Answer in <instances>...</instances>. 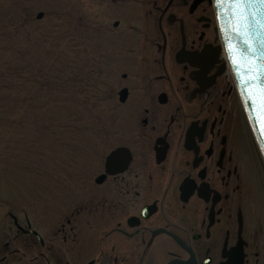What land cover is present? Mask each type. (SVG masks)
<instances>
[{
    "label": "flooded vegetation",
    "instance_id": "obj_1",
    "mask_svg": "<svg viewBox=\"0 0 264 264\" xmlns=\"http://www.w3.org/2000/svg\"><path fill=\"white\" fill-rule=\"evenodd\" d=\"M95 1L106 69L126 70L106 92L122 125L106 128L101 174L38 219L9 214L17 238L0 243V264H264L252 212L264 167L214 0Z\"/></svg>",
    "mask_w": 264,
    "mask_h": 264
},
{
    "label": "rangeland",
    "instance_id": "obj_2",
    "mask_svg": "<svg viewBox=\"0 0 264 264\" xmlns=\"http://www.w3.org/2000/svg\"><path fill=\"white\" fill-rule=\"evenodd\" d=\"M124 72L106 69V6L0 0V243L17 234L10 213L23 223L25 215L38 219L82 175L103 172L106 128L122 125L106 113V92L117 90ZM263 202L256 196L252 210L259 243Z\"/></svg>",
    "mask_w": 264,
    "mask_h": 264
},
{
    "label": "snow or ice",
    "instance_id": "obj_3",
    "mask_svg": "<svg viewBox=\"0 0 264 264\" xmlns=\"http://www.w3.org/2000/svg\"><path fill=\"white\" fill-rule=\"evenodd\" d=\"M227 20L228 56L264 134V0H216Z\"/></svg>",
    "mask_w": 264,
    "mask_h": 264
},
{
    "label": "water",
    "instance_id": "obj_4",
    "mask_svg": "<svg viewBox=\"0 0 264 264\" xmlns=\"http://www.w3.org/2000/svg\"><path fill=\"white\" fill-rule=\"evenodd\" d=\"M214 4H215L216 11H217L218 20H219L220 33H221L222 42H223V49L225 50V55L227 57V61H228L229 67H230V69L232 71V74H233V77L235 79V82H236V85H237V88H238V91H239V94H240V97H241V101H242L243 106H244V109L246 111V115H247L248 121L250 123L251 129L253 131V134L255 136V139L257 141V144H258V146H259V148L261 150V153L263 155V158H264V134L261 133V130L259 128V125H258V123L255 120L256 110L253 107L252 103L248 100V97L245 94L244 88L241 87L239 77L236 75V72L233 69L232 62H231V60L229 59V56H228L227 47H228V41L230 40V33L227 32V28H226L227 20L226 19L225 20H221L220 19V12H221V10L218 9L216 0H214ZM42 18H43V15L40 14L38 16V19H42ZM119 153L120 152H117V153L113 154L109 158L108 165L110 163H112V160ZM102 180L103 179L98 180V183L101 184L102 183Z\"/></svg>",
    "mask_w": 264,
    "mask_h": 264
}]
</instances>
